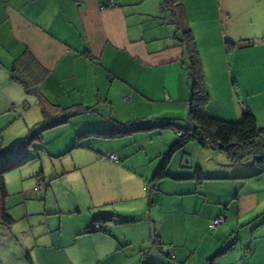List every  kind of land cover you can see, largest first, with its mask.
Returning <instances> with one entry per match:
<instances>
[{
    "label": "crops",
    "instance_id": "crops-1",
    "mask_svg": "<svg viewBox=\"0 0 264 264\" xmlns=\"http://www.w3.org/2000/svg\"><path fill=\"white\" fill-rule=\"evenodd\" d=\"M109 2L114 6L101 9ZM163 8L164 0H0V146L14 149L31 128L64 114L42 137L53 133L66 151L76 148L75 167L99 170L85 178L90 196L73 195L70 206L44 176L45 202L33 188L10 202L23 177L7 173L13 220L0 222V264H264V172L252 176V163L242 170L191 140L154 180L176 130L187 128L185 29L202 62L207 115L237 121L244 102L264 126L263 86L256 96L240 88L244 70L234 52L264 39V0H182L176 14ZM138 120L166 123L115 137L77 136L110 123L130 129ZM50 200L56 204L48 209ZM18 204L21 214L12 209ZM90 207L104 211L87 214ZM223 212L225 221L210 227ZM59 213L83 215L62 227L50 221ZM109 215L115 218L90 229L94 218Z\"/></svg>",
    "mask_w": 264,
    "mask_h": 264
},
{
    "label": "trees",
    "instance_id": "trees-1",
    "mask_svg": "<svg viewBox=\"0 0 264 264\" xmlns=\"http://www.w3.org/2000/svg\"><path fill=\"white\" fill-rule=\"evenodd\" d=\"M181 2L182 0H164L163 9L170 10L173 14H176ZM192 36V31L188 28L183 30V35L180 38L181 43L186 45L191 78L187 128L183 131L181 130L182 134L177 141L163 155L156 169L154 180L163 178L167 174V165L172 154L191 140H197L202 145L223 153L232 164L241 165L253 160L258 168L252 176H258L264 172V126L257 124L255 115L248 108L242 110L241 117L237 121H223L207 115L205 107L209 100V95L205 85L202 62ZM27 91L33 94L37 93L34 88L27 87ZM39 100L44 111L46 103L42 99ZM63 116L53 122L44 121L31 128L14 149L0 146V222L2 224L9 225L11 220H13L5 207V199L8 195L5 175L11 170L27 164L37 155L36 152L42 149V144L37 143L36 140L42 138V133L46 128L65 121L66 117L64 114ZM165 123L162 121L158 123L155 120H138L130 129L120 128L110 123L108 127L94 129L87 133L82 132L77 136L80 138L81 136L87 137L93 134L96 137H115L129 130L151 129L163 126ZM32 151H34V154ZM200 169L201 167L198 166L196 172L198 173ZM43 189L42 183L41 190ZM113 218H115L114 215L96 217L94 218L95 223H99V227L95 228L94 223L90 229H101L103 222L111 221ZM118 221L122 223L128 220L118 219Z\"/></svg>",
    "mask_w": 264,
    "mask_h": 264
},
{
    "label": "rangeland",
    "instance_id": "rangeland-1",
    "mask_svg": "<svg viewBox=\"0 0 264 264\" xmlns=\"http://www.w3.org/2000/svg\"><path fill=\"white\" fill-rule=\"evenodd\" d=\"M264 38V37H263ZM247 47L241 46V48H236L234 52L239 53L238 62L241 64L243 71L242 74H239V77L237 75L238 82L240 83V88L244 89L245 91L248 90V92L251 94H254L255 96L259 94L257 92L258 88L262 85L263 91L261 93L262 96H264V39H261L256 42L255 46L248 47V45H244ZM250 52V53H249ZM255 74L259 75L258 81H253L250 79V77ZM238 83V84H239ZM236 90L239 91L240 88L237 86L236 82ZM249 95V94H248ZM239 97H241L239 95ZM49 130V129H48ZM46 130V131H48ZM59 136L53 134V133H47L44 134V136L38 140H36L37 143L44 144V151L42 149L37 150L36 156L30 160L27 164L23 165L20 168L11 170L8 172V175H14L16 179L19 178L20 173H22L21 177H23V180L21 181L20 185H13V189L11 191V195L8 196V199L10 202H18L21 197L15 193L16 191L21 190H28L30 188H33L36 184V180H42L41 178L44 176L45 183H52V187L54 189V192L56 193V196L59 198V201L61 205L70 206L72 203L71 198L73 195H76L80 199H83V197L90 196L88 194V188L86 186L85 178L88 175H98L99 170L95 169L94 164L92 163H86L82 167L78 166L75 167L73 164V156L75 155V151H77L76 148H71L69 150L63 149V145H59L54 143V141ZM44 142V143H43ZM95 143V140H93L92 144ZM62 148L61 151H59ZM209 148V147H208ZM213 155L218 154V151L212 148H209ZM35 150V149H34ZM42 150L43 152L41 153ZM34 154V151H32ZM61 153V154H60ZM221 154H219L220 156ZM207 157V156H206ZM206 160H210L211 163L214 164V159L211 157H207ZM245 165H240V167L243 169H249L251 170L250 164L252 163L255 166V169L258 167L253 162V160H249L246 162ZM20 177V178H21ZM31 180V181H30ZM77 180L79 183H77ZM30 181V182H29ZM32 181H34L32 183ZM30 186V187H29ZM45 191L39 190L38 193L41 196L40 201L44 202L46 201L45 195H43ZM58 203V202H57ZM54 203L50 200L48 202V209H51L54 207ZM13 210H18V213L21 214V211L23 212L24 206L21 204L18 205H12ZM63 208V207H62ZM41 213L43 217H46L44 213V207L40 206ZM64 210V209H62ZM67 210V209H65ZM91 210H98L104 211V208L102 207H90L89 209H86L87 214L91 212ZM83 214H77L75 216L71 214H52L50 215V221L54 223H59L62 221V227H67L66 224H69V227H73V225L76 223L77 219H82ZM40 217L39 215H31ZM24 221L27 218H24Z\"/></svg>",
    "mask_w": 264,
    "mask_h": 264
},
{
    "label": "built area",
    "instance_id": "built-area-1",
    "mask_svg": "<svg viewBox=\"0 0 264 264\" xmlns=\"http://www.w3.org/2000/svg\"><path fill=\"white\" fill-rule=\"evenodd\" d=\"M112 6H114V3H113V2H109V3L107 4V6H104V5L101 6V9H104V8H106V7H112ZM240 107H241L242 110H243V109H246V104H245L244 102H242V103L240 104ZM109 157H110L111 159H113V160H116V157H115L114 154H111ZM39 189H42V180H40V181L38 182V184L34 187V190H39ZM224 221H225V213L223 212L222 214L217 215L216 217H213V218L210 220L209 226H210V227H216L217 225L223 223ZM96 227H98V225H95V228H96Z\"/></svg>",
    "mask_w": 264,
    "mask_h": 264
},
{
    "label": "clouds",
    "instance_id": "clouds-1",
    "mask_svg": "<svg viewBox=\"0 0 264 264\" xmlns=\"http://www.w3.org/2000/svg\"><path fill=\"white\" fill-rule=\"evenodd\" d=\"M176 132H177V134H179V135L182 134V131H181V130H176ZM110 155H111V154H109L108 157H109ZM115 157H116V156H115ZM109 159H111V158L109 157ZM111 160H112V161H117V157H116V160H113V159H111ZM39 181H40V180H39ZM39 181H38V182H39ZM42 183H43V181H42ZM37 184H38V183H37ZM37 184H36V185H37ZM36 185H35V186H36ZM35 186H34V187H35ZM34 187H33V190H34ZM39 190H41V189H39ZM34 191H37V190H34ZM94 225H98V227H99V223H95ZM98 227H96V228H98Z\"/></svg>",
    "mask_w": 264,
    "mask_h": 264
}]
</instances>
